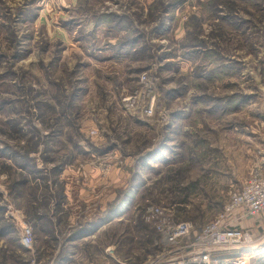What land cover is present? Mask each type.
Here are the masks:
<instances>
[{
    "label": "rangeland",
    "instance_id": "374dc122",
    "mask_svg": "<svg viewBox=\"0 0 264 264\" xmlns=\"http://www.w3.org/2000/svg\"><path fill=\"white\" fill-rule=\"evenodd\" d=\"M263 152L264 0H0V264L167 261Z\"/></svg>",
    "mask_w": 264,
    "mask_h": 264
},
{
    "label": "built area",
    "instance_id": "2783aa9c",
    "mask_svg": "<svg viewBox=\"0 0 264 264\" xmlns=\"http://www.w3.org/2000/svg\"><path fill=\"white\" fill-rule=\"evenodd\" d=\"M146 215V221L161 235L165 251L169 247L175 255L167 261L156 257L149 264H244L242 257L224 255L254 243L255 234L243 225L246 220H264V152L254 176L231 194L223 213L209 224L196 229L193 222H176L161 207L149 208ZM23 242L31 246V230H26Z\"/></svg>",
    "mask_w": 264,
    "mask_h": 264
},
{
    "label": "trees",
    "instance_id": "16d2710c",
    "mask_svg": "<svg viewBox=\"0 0 264 264\" xmlns=\"http://www.w3.org/2000/svg\"><path fill=\"white\" fill-rule=\"evenodd\" d=\"M1 211V210H0ZM80 232V234H82V233H89L87 230H80L79 231ZM79 234V235H80ZM62 256H60V258H61ZM261 264H264V260L262 261V263Z\"/></svg>",
    "mask_w": 264,
    "mask_h": 264
},
{
    "label": "crops",
    "instance_id": "0c3cea01",
    "mask_svg": "<svg viewBox=\"0 0 264 264\" xmlns=\"http://www.w3.org/2000/svg\"><path fill=\"white\" fill-rule=\"evenodd\" d=\"M86 238L87 237H84V240H86ZM82 241V240H81ZM110 259V258H109ZM109 261H112L111 259L109 260ZM63 264V263H62ZM106 264H112L111 262H108V263H106ZM114 264H117V262L116 263H114Z\"/></svg>",
    "mask_w": 264,
    "mask_h": 264
}]
</instances>
